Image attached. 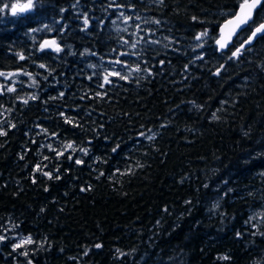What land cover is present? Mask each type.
<instances>
[{
	"label": "trees",
	"instance_id": "obj_1",
	"mask_svg": "<svg viewBox=\"0 0 264 264\" xmlns=\"http://www.w3.org/2000/svg\"><path fill=\"white\" fill-rule=\"evenodd\" d=\"M11 1L0 73L35 82L0 75V264H264V35L229 59L264 1L221 52L242 0ZM119 9L148 19L144 42L116 29ZM116 60L140 71L104 84Z\"/></svg>",
	"mask_w": 264,
	"mask_h": 264
},
{
	"label": "snow or ice",
	"instance_id": "obj_2",
	"mask_svg": "<svg viewBox=\"0 0 264 264\" xmlns=\"http://www.w3.org/2000/svg\"><path fill=\"white\" fill-rule=\"evenodd\" d=\"M160 3H163V0H159ZM262 3V0H242V3L240 4V8L239 11L236 13H233V16L231 19L227 20V22L222 26L221 32L223 34L225 29H228V40L231 39V37L233 35H235L237 33L238 29H241L243 25L248 24V22L252 19V14L253 11ZM34 7V2L33 0H27V3H15V4H11V5H4V8H10L12 15H16L17 12H24L27 10H30L31 8ZM3 9H0V11H2ZM130 19L129 17H125V22H127V20ZM193 19L195 20L196 17H193ZM145 23H147L148 21L145 20ZM155 23H159V21H155ZM84 24L87 25L88 24V19L87 16H85L84 19ZM258 34L260 35H264V23H261L259 26H256L254 31L251 32V35L244 41H242L240 43V46L235 48L234 51L231 52V56H229V59H233V58H239L242 54L243 51L245 50V45H250L252 44L253 40H255L258 37ZM208 35L207 31H204L200 34H198L195 39L196 40H201L203 37H206ZM155 43V41H153ZM125 43H128L127 41H125ZM217 44L219 45V48L221 50L225 49L227 47V42H225L223 35L222 38L217 40ZM45 46L48 47H54V50L59 52L61 49L56 46L55 41H46L44 45H41V48L43 49ZM135 44H132L131 47L135 48ZM250 50V49H248ZM120 55H128L127 52H122L120 53ZM21 59H23V57H21ZM114 63L116 64H124L123 61L120 60H116L114 61ZM40 67H44V65H40ZM223 66H221L222 68ZM136 71H140L139 67H137L135 69ZM216 75H220V69H217ZM0 75H4L3 73H0ZM112 75H116L119 79L121 80H125L127 79L126 76L121 75L119 72H107L104 77H103V83L104 84H110L111 80L109 79L110 76ZM7 91L12 92L15 91L14 88H7ZM61 95H63V93H61ZM97 95H101L100 93H97ZM29 99H35V97H29ZM25 104L28 103V100H24L23 101ZM61 115H63V113H61ZM213 118L216 119V115L215 113L213 114ZM66 122L71 123L72 121L69 119H66ZM14 127V125H13ZM7 132L4 131L3 129H0V136H6ZM148 139H153L154 137L149 136L147 137ZM50 150L55 151V149H52L51 145H48ZM73 145L72 144H67L66 145V149H72ZM113 151H116V149L114 148ZM86 154V153H85ZM57 155H63V152H57ZM45 159H48V157H45ZM76 163H82L81 160H76ZM36 170L40 171V166L37 165L36 166ZM43 175L48 176L49 179L52 178V174L51 172H43ZM102 175V173H101ZM58 178V177H57ZM83 190V189H82ZM5 237L4 236H0V241L4 240ZM33 240L31 237H26L21 239L19 242H17L16 244H14L13 246V250L19 249L24 247V245L26 244H32ZM97 247H100V245H96ZM24 255H27V253H22ZM224 259H227V257H224ZM29 264H31V262H29Z\"/></svg>",
	"mask_w": 264,
	"mask_h": 264
},
{
	"label": "rangeland",
	"instance_id": "obj_3",
	"mask_svg": "<svg viewBox=\"0 0 264 264\" xmlns=\"http://www.w3.org/2000/svg\"><path fill=\"white\" fill-rule=\"evenodd\" d=\"M15 3H27V0L25 1H17V0H13L11 2H9V5L11 4H15ZM10 9V8H9ZM11 11V9H10ZM12 13V12H11ZM117 13V17L113 20L114 26L116 27V29L121 30L122 32L127 34L126 38H132L133 42L136 41L137 39H142L143 36H145V34H147L148 31L145 30L143 23L145 20H148L146 17H144V19L135 14L132 13H126L124 12L122 9H119L118 11H116ZM125 17H129L130 19L127 20V22H125ZM141 32V33H140ZM139 33L141 35H139ZM144 39V38H143ZM140 41V40H138ZM145 41V39L143 40V42ZM198 43V42H197ZM132 49V51L134 50L131 46L129 47V50ZM129 66H126L124 64H117V66H112L111 69L107 70L108 72H119L120 74H123L124 76L128 77L129 75L133 74L134 72H136V66H131V68H128ZM2 78L5 80V83L8 84V81L10 82L9 85L13 86L16 84H20V83H24L25 85L28 84V87H33L32 85L34 84L35 80L32 77L28 76V80L26 77L25 80V76L21 73H12V74H6L3 75ZM251 218L253 219V221L257 224V225H262L264 223V211H259V212H254L251 215ZM25 237H16L14 239L15 244L17 242H19L21 239H23Z\"/></svg>",
	"mask_w": 264,
	"mask_h": 264
},
{
	"label": "water",
	"instance_id": "obj_4",
	"mask_svg": "<svg viewBox=\"0 0 264 264\" xmlns=\"http://www.w3.org/2000/svg\"><path fill=\"white\" fill-rule=\"evenodd\" d=\"M263 1H264V0H262V2H263ZM261 4H262V3H261ZM261 4H260V5H259L254 11H253L252 19L248 22V24L252 22V20H253V18H254V15H255V11L261 7ZM239 8H240V5H239V7L237 8V10L235 11V13L239 11ZM232 16H233V15H232ZM232 16L229 17V18H227L226 20H224V21L221 23V25L219 26V28H218V36H217V38H216V40H215V45H216V48H217V51H218V52L226 51V50L232 45L233 40L237 37V35L239 34V32H240L241 30H243L245 27H247V25H248V24L243 25L242 28H241V29H238V30H237V33H236L235 35H233V36L231 37L230 40H228V31H229V30H228V29H225L224 32H223V34H222L221 29H222V26L227 22V20H229V19L232 18ZM262 23H264V22H262ZM260 24H261V23H260ZM260 24H259V25H260ZM259 25H257V26H259ZM254 29H255V27L252 29V31H254ZM252 31H251V32H252ZM222 35H223V38H224L225 42H227V47H226L225 49H223V50H221V49L219 48V45L217 44V40L221 39V38H222ZM250 35H251V33L249 34V36H250ZM249 36H248V37H249ZM260 36H262V35L258 34V37H260ZM248 37H247V38H248ZM258 37H257V38H258ZM257 38H256V39H257ZM256 39H255V40H256ZM255 40H253L252 44L255 42ZM44 44H45V43H44ZM44 44H43V45H44ZM252 44H250V45H252ZM250 45H245V48L248 47V46H250ZM239 46H240V45H239ZM239 46H238V47H239Z\"/></svg>",
	"mask_w": 264,
	"mask_h": 264
}]
</instances>
